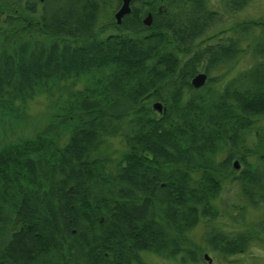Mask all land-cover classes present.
Wrapping results in <instances>:
<instances>
[{"label":"trees","instance_id":"obj_1","mask_svg":"<svg viewBox=\"0 0 264 264\" xmlns=\"http://www.w3.org/2000/svg\"><path fill=\"white\" fill-rule=\"evenodd\" d=\"M220 1L131 0L118 22L122 0H0V264H217L203 250L264 240V19L224 25L250 0Z\"/></svg>","mask_w":264,"mask_h":264},{"label":"rangeland","instance_id":"obj_2","mask_svg":"<svg viewBox=\"0 0 264 264\" xmlns=\"http://www.w3.org/2000/svg\"><path fill=\"white\" fill-rule=\"evenodd\" d=\"M211 5L214 8H219L221 10V15H224V10L221 9V1L220 0H211ZM242 17L246 18H263L264 19V0H250V2L243 8V10H240L236 15L223 17L224 25L230 24L233 19H240ZM221 26V25H220ZM254 34H259L262 32V26H256L253 29ZM252 32V33H253ZM251 38L249 37L247 41H250ZM247 43L244 42L242 46H245ZM251 55L249 51H243L240 55L238 62L234 65V67L227 72V75L225 78L230 77L231 75H234L239 69H242L249 65L252 62ZM203 71V70H200ZM227 70H224L223 68L218 70H213L211 72V75H214L217 78H222L221 74L224 75V73ZM47 104V98L44 95L36 96L34 99L29 101V122L27 123L26 127L30 129V125L34 124L37 119L43 118L46 116V106ZM41 124L44 122V119ZM259 127L264 125V117L259 119L258 121ZM27 129V130H28ZM249 141H251V136L248 134ZM125 146V143L123 139L119 136H110L107 138L104 146L102 147L101 151L106 156L110 157L113 161L119 157L121 149ZM237 162V161H236ZM235 163V160H234ZM238 165L237 168L240 166L239 162H237ZM223 192V191H222ZM231 193H226L225 191L221 193L220 197L224 198L225 202H240L236 197H233ZM219 203V201H218ZM227 210L229 209L228 204L225 205ZM263 211V210H262ZM261 210L255 209L251 206L247 208V216L246 218L248 220H257L261 216ZM229 226L232 224H228ZM227 225V226H228ZM205 230V222L200 221L194 229L191 231V235L195 239L194 241L198 244L202 245L204 248H206L205 243L201 240V234ZM204 253L207 252L212 256V261L216 260L217 264H241V262H245L246 264H264V240L261 239H253L248 243V246L244 248L241 252L232 255L229 257L228 261L226 262L223 258L219 256V254L216 251L210 250L209 247L207 249L203 250ZM142 259L144 262H147L148 264H201L193 262L189 259L182 260L181 254H178L175 258H165L161 257L153 252L149 251H142L140 253ZM208 262V260L206 261Z\"/></svg>","mask_w":264,"mask_h":264},{"label":"water","instance_id":"obj_3","mask_svg":"<svg viewBox=\"0 0 264 264\" xmlns=\"http://www.w3.org/2000/svg\"><path fill=\"white\" fill-rule=\"evenodd\" d=\"M130 1H131V0H122L121 5L119 6V8L117 9V11L115 12V17H116V19H117L118 22L120 21L122 15H123L124 13H127V12L130 11ZM160 9H164V6H160ZM143 20H144L146 23H150V20H151V13L148 12V13L146 14V16L144 17ZM206 79H207V73L204 72V71H199V72H197L195 75L192 76V78H191L190 81H191V84H192L193 86H195V87H199V86H201V85H203V84L205 83ZM153 106H154L155 108H157L158 110H161V109H162V105H161V103H160L159 101L154 102V103H153ZM236 161H237V160H235V164H234L235 166L238 165V163H237ZM204 257H205L206 259H208L209 262H211V258H210V256L208 255V253H204Z\"/></svg>","mask_w":264,"mask_h":264}]
</instances>
